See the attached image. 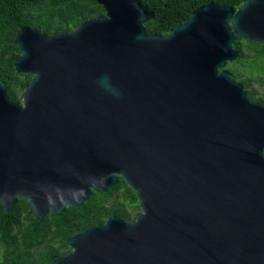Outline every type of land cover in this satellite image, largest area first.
Segmentation results:
<instances>
[{"label": "water", "instance_id": "1", "mask_svg": "<svg viewBox=\"0 0 264 264\" xmlns=\"http://www.w3.org/2000/svg\"><path fill=\"white\" fill-rule=\"evenodd\" d=\"M97 1L72 30L15 36L33 76L21 102L0 81V203L42 219L122 176L137 217L69 236L49 264H264V104L224 68L237 35L264 43V0L210 1L164 34L143 0Z\"/></svg>", "mask_w": 264, "mask_h": 264}, {"label": "trees", "instance_id": "2", "mask_svg": "<svg viewBox=\"0 0 264 264\" xmlns=\"http://www.w3.org/2000/svg\"><path fill=\"white\" fill-rule=\"evenodd\" d=\"M210 1L237 8L243 0H143L155 11L154 17L145 23L147 31L164 34L175 24L184 22L193 9ZM99 15H105V8L97 0H0V81L6 82L9 97L21 102L18 93L33 76L15 68L20 55L15 36L23 26L48 33L69 31L85 19ZM234 47L239 60L264 56V43L238 35ZM245 47L253 49L255 55L249 57ZM139 209L135 190L122 176L106 192L93 190L81 206L67 207L61 214L49 212L42 219L34 216L26 199L19 198L9 211L0 203V264H49L71 250L67 244L69 236L106 221L112 214L130 221L137 217ZM132 212H136L135 216Z\"/></svg>", "mask_w": 264, "mask_h": 264}, {"label": "flooded vegetation", "instance_id": "3", "mask_svg": "<svg viewBox=\"0 0 264 264\" xmlns=\"http://www.w3.org/2000/svg\"><path fill=\"white\" fill-rule=\"evenodd\" d=\"M240 61L238 58L232 61H228L225 65V69L232 72L233 78L242 83L248 98L260 104H264V56H257V60H245V66L241 69H233L230 67V63ZM258 67L259 69H257ZM224 68H220L224 69Z\"/></svg>", "mask_w": 264, "mask_h": 264}, {"label": "rangeland", "instance_id": "4", "mask_svg": "<svg viewBox=\"0 0 264 264\" xmlns=\"http://www.w3.org/2000/svg\"><path fill=\"white\" fill-rule=\"evenodd\" d=\"M255 51L252 49V50H250V49H247L246 47H245V53L249 56V57H251V56H254L255 55V53H254ZM244 59H242V60H240V61H236V62H232V63H230L229 65H230V67L231 68H233V69H236V68H238V70L239 69H241L242 68V66H245L246 64L244 63ZM257 69H259L258 67H256ZM24 91V90H23ZM23 91H20L19 93H18V97L19 98H21V101H22V95H23ZM125 207L129 210V209H131V207H130V205L129 204H125ZM137 212L139 213V212H141V209H139V210H137ZM135 214H136V212L134 213V212H132V216H135ZM132 220H134V219H132ZM132 220H130V221H132ZM1 251H2V247H1V245H0V253H1Z\"/></svg>", "mask_w": 264, "mask_h": 264}, {"label": "clouds", "instance_id": "5", "mask_svg": "<svg viewBox=\"0 0 264 264\" xmlns=\"http://www.w3.org/2000/svg\"><path fill=\"white\" fill-rule=\"evenodd\" d=\"M101 85L106 87V88L109 87V85L107 84V78L106 77L101 79Z\"/></svg>", "mask_w": 264, "mask_h": 264}]
</instances>
